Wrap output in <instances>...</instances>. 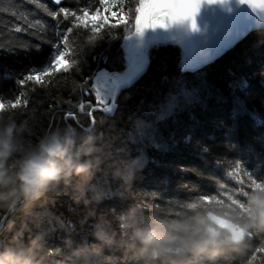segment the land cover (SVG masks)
<instances>
[{"label": "trees", "instance_id": "1", "mask_svg": "<svg viewBox=\"0 0 264 264\" xmlns=\"http://www.w3.org/2000/svg\"><path fill=\"white\" fill-rule=\"evenodd\" d=\"M117 1L123 3L125 23L112 27V19L105 21L94 39H89L90 28L74 27L68 48L60 43L69 53L66 60L73 62L69 71L45 74L40 85L26 81L21 86L17 81L22 74L43 71L52 61L57 25L73 24L62 14L55 20L47 14L59 10L51 0H0V100L14 99L21 91L29 97L26 110L7 107L0 115L16 121L21 145L35 143L50 130L53 115L54 128L71 125L78 132L100 134L108 145L101 170L81 199L54 196L37 202L27 216L14 217V230L23 220L25 240L39 234L49 249H64L66 238L74 247L93 243L99 216L119 215L136 201L164 205L201 195L237 198L238 181L248 190L250 180L236 169L235 160L253 178L264 180V30L194 71L183 70L175 44L152 47L146 73L117 96L112 113H105L111 108L96 98L95 80L100 73L114 75L125 69L122 44L133 32L126 26L135 23L139 6V0ZM86 4L93 13L100 8L99 0H65L62 6L76 10ZM17 26L24 31L15 32ZM79 103L85 113L89 106L97 109L95 124L89 125ZM69 110L84 123L61 119ZM125 175L132 176L128 184ZM7 238L0 234V243ZM260 243L259 238L253 240L245 254L230 256L229 264H264V254L251 255Z\"/></svg>", "mask_w": 264, "mask_h": 264}, {"label": "clouds", "instance_id": "2", "mask_svg": "<svg viewBox=\"0 0 264 264\" xmlns=\"http://www.w3.org/2000/svg\"><path fill=\"white\" fill-rule=\"evenodd\" d=\"M101 140L65 125L21 145L16 121L0 115V234L8 236L0 243V264H229L230 256L249 250L252 237L264 238L261 183L242 199L136 201L119 215L99 216L93 243L74 247L66 238L64 249H49L39 234L25 240L26 225L21 220L14 230V217L54 196L81 199L104 163L108 145ZM123 179L128 184L132 176Z\"/></svg>", "mask_w": 264, "mask_h": 264}, {"label": "water", "instance_id": "3", "mask_svg": "<svg viewBox=\"0 0 264 264\" xmlns=\"http://www.w3.org/2000/svg\"><path fill=\"white\" fill-rule=\"evenodd\" d=\"M51 2L55 5L53 0ZM254 3L256 12L239 0H200V7L190 20L167 23L165 27L146 28L139 37L137 33L131 35L127 38V45L130 40L131 46L139 39L141 54L137 58L130 55L128 58L126 47H122L126 66L121 74H115L120 79L111 94V110L105 113H112L117 96L146 73L148 53L152 47L175 44L186 62L185 70L194 71L218 60L250 34L264 30V7L261 6L264 0H254ZM153 30L159 31V39H154ZM138 68H141L138 75L132 81H126V77Z\"/></svg>", "mask_w": 264, "mask_h": 264}, {"label": "snow or ice", "instance_id": "4", "mask_svg": "<svg viewBox=\"0 0 264 264\" xmlns=\"http://www.w3.org/2000/svg\"><path fill=\"white\" fill-rule=\"evenodd\" d=\"M240 3H247L248 6L256 12V5L254 0H239ZM55 5L59 6V10L57 11H49L47 10V14L52 17L54 20L58 18L60 14L63 15L64 20L68 21L71 18L72 27H66L62 24L57 25V33L59 34V39L56 40L57 42H52V46L54 49L60 48V43H63L65 48L69 46V34L73 32L74 27H83L85 29L91 30L92 35L89 39H94L98 33L100 32L101 28L104 26L105 21H110L112 19L111 16H100V9L103 8L106 12L111 13L113 6L116 4V0H99L100 8H97L95 11V15L100 17L98 20H94L89 22L88 17L93 15L92 9L90 5L86 4L83 7H79L76 10L70 9L68 7H63L62 5L65 3V0H53ZM264 7V5H261ZM200 7V0H140V6L136 7L135 11L137 13L135 17V32L137 34L142 33L146 28H155L165 27L167 23H179L184 20H190ZM15 15V13H13ZM116 21L119 22L123 18L117 15L115 17ZM39 23V22H38ZM112 27H117L118 23H114L111 25ZM29 27L31 28L32 25L30 24ZM193 27H195L193 23ZM15 32L24 31L21 27H15ZM20 48H25L26 45H20ZM0 49H4L3 45H0ZM8 51H12V49H7ZM67 51L60 50L58 51L50 65L45 68L43 71H34L28 70L24 74H22L21 78L17 81L18 85L23 86L26 81H34L37 85L42 83V78L45 74H52L53 72H63L67 73L69 69L72 67L73 62H69L66 60L68 56ZM63 64L62 67L60 65ZM23 97V100H22ZM29 105V97L26 95L25 92L21 91L18 95L14 96V99L9 100H0V107H10L11 109H17L23 107L25 110ZM85 106L79 103V110L82 114H86V116L90 119V124H95V111L96 108L92 106L87 107L89 110L85 113ZM61 119L63 120H73L77 121L81 124L84 123L75 112L69 110L65 112ZM56 125L55 117L52 116L51 124L49 129L51 130ZM49 130V131H50ZM236 169L243 172L244 175L249 177L250 184L249 187L255 186L257 184L264 183V180H257L253 178V176L244 170L241 163L238 160L234 161ZM231 175V173H230ZM238 183L241 185V192L239 193V197H242L246 194V190H243L244 181L240 180ZM201 199H211V200H224L223 198L218 199L217 195H201L199 196ZM239 197L233 198L232 195L227 196L228 199H240ZM257 238L260 239L261 243L260 246H255L254 250L251 252L252 257H255L257 254H264V238L255 236L251 238V246H253V240ZM248 264H252L251 261H248Z\"/></svg>", "mask_w": 264, "mask_h": 264}, {"label": "rangeland", "instance_id": "5", "mask_svg": "<svg viewBox=\"0 0 264 264\" xmlns=\"http://www.w3.org/2000/svg\"><path fill=\"white\" fill-rule=\"evenodd\" d=\"M122 4L123 3H121V2H119V1L116 0V4L113 6L111 13H108V12H106L105 9H103V10H100V16H103L104 13H107L108 16H111L112 17V20L111 21H112L113 24L114 23H125V21H126V12L124 11V8H123V5ZM117 15H119L120 17L123 18L119 22H117L116 19H115V17ZM98 19H100V17H97L95 15V12L93 13L92 16H89L88 17L89 22L94 21V20H98ZM128 24H130V23H128ZM128 24L126 26V29L127 30H133V32L129 36H127V38H129L133 34H136V32H135V23L133 24L134 25L133 29H129L128 28ZM158 32L159 31H155V30L152 31V36L156 40L160 38L159 35L157 34ZM142 33L137 34V36L139 37V35H141ZM127 38H125V41H123V46L122 47L124 49L126 47V49H127L126 52H128L127 53L128 58H129V55H130L131 58H137V57H139L140 54H141L139 52V49H138L139 48V44L138 43H139L140 40L138 39V40L134 41L132 43V45L130 46V44H131L132 41L130 40L129 43H128V45H127V42H128ZM59 46H60V48L54 49V53L52 55V59H53L54 55L58 51H60V50H63L64 51V49L61 46V44ZM182 59H183V70L186 71L185 70L186 62H185L183 56H182ZM50 63H51V61H48L46 63L45 68H47L50 65ZM140 69L141 68H138V69L134 70L133 72H131L129 74V76L126 77V81H128V82L132 81L138 75V73L140 72ZM103 74L100 73V76L95 80V87H96V89H94V91H97L96 92V98L98 99V101L101 104H103V106L105 108H108L109 109V108H111L110 107V104H111L110 103V100H111L112 91L114 89V86L117 85V83H118V81H119L120 78H119V76H116L115 74L114 75H108V74H105V73H103ZM115 104H116V101H115Z\"/></svg>", "mask_w": 264, "mask_h": 264}, {"label": "built area", "instance_id": "6", "mask_svg": "<svg viewBox=\"0 0 264 264\" xmlns=\"http://www.w3.org/2000/svg\"><path fill=\"white\" fill-rule=\"evenodd\" d=\"M133 27H134L133 24H129V25H128V28H129V29H133Z\"/></svg>", "mask_w": 264, "mask_h": 264}]
</instances>
